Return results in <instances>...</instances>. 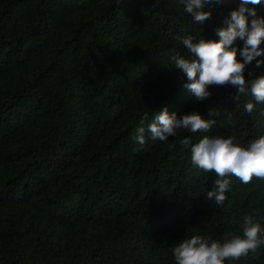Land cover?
I'll return each instance as SVG.
<instances>
[{
  "label": "trees",
  "instance_id": "obj_1",
  "mask_svg": "<svg viewBox=\"0 0 264 264\" xmlns=\"http://www.w3.org/2000/svg\"><path fill=\"white\" fill-rule=\"evenodd\" d=\"M239 2L206 8L201 24L180 0H0V264H175L192 235L242 236L246 216L264 226V180L228 177L217 204L207 197L216 174L181 142L248 147L264 136V103L234 100L231 85L199 101L170 67L173 50L190 58L184 37L218 40ZM257 10L264 16V4ZM245 75L264 65L254 60ZM165 107L214 123L153 140L148 125ZM225 264H264V244Z\"/></svg>",
  "mask_w": 264,
  "mask_h": 264
},
{
  "label": "clouds",
  "instance_id": "obj_2",
  "mask_svg": "<svg viewBox=\"0 0 264 264\" xmlns=\"http://www.w3.org/2000/svg\"><path fill=\"white\" fill-rule=\"evenodd\" d=\"M180 3L195 22L203 24L212 16V12L205 9L222 5L225 0H180ZM262 4L264 0H240L239 6L224 19V26L215 30L218 40L199 39L194 42L192 36L184 37L182 44L190 53V58L173 50L170 67L186 74L190 83L184 87L197 100L204 101L212 96L210 86L231 85L236 89L234 100H239L241 94H251L257 103H264V75L251 80L245 75L247 66L254 60L257 68L264 65V60L257 59L264 56V48H261L264 43V16L258 15L257 10V6ZM238 40L243 42L242 48L235 46ZM245 110L251 113L254 104L248 102ZM214 114L215 110L210 109L209 115ZM213 123L197 111L178 118L175 112L170 113L165 107L154 116L147 131L153 140L166 141L175 136L177 130L204 132ZM145 133L142 119L135 137L141 146L146 143ZM235 140V137L204 136L195 144L190 137L181 141L184 146L192 145L191 160L194 165L216 174L214 187L207 192V197L214 198L217 204H223L226 199L231 183L228 177L234 176L244 184L251 183L254 178L264 180V136L252 141L248 147L240 146ZM261 244H264V226L253 217L246 216L242 236L234 235L223 242L202 235L184 239L174 249L175 264H225V261L239 260L249 252H255Z\"/></svg>",
  "mask_w": 264,
  "mask_h": 264
},
{
  "label": "rangeland",
  "instance_id": "obj_3",
  "mask_svg": "<svg viewBox=\"0 0 264 264\" xmlns=\"http://www.w3.org/2000/svg\"><path fill=\"white\" fill-rule=\"evenodd\" d=\"M226 1H228V2H229V1H231V0H226Z\"/></svg>",
  "mask_w": 264,
  "mask_h": 264
}]
</instances>
